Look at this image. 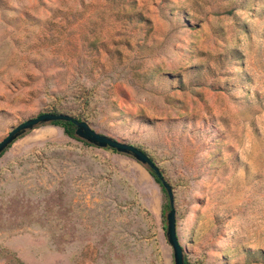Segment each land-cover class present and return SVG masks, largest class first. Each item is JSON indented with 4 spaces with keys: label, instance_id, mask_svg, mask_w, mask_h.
Segmentation results:
<instances>
[{
    "label": "rangeland",
    "instance_id": "obj_1",
    "mask_svg": "<svg viewBox=\"0 0 264 264\" xmlns=\"http://www.w3.org/2000/svg\"><path fill=\"white\" fill-rule=\"evenodd\" d=\"M43 111L152 159L185 264H264V0H0V138ZM158 181L25 129L0 153V264H173Z\"/></svg>",
    "mask_w": 264,
    "mask_h": 264
},
{
    "label": "water",
    "instance_id": "obj_2",
    "mask_svg": "<svg viewBox=\"0 0 264 264\" xmlns=\"http://www.w3.org/2000/svg\"><path fill=\"white\" fill-rule=\"evenodd\" d=\"M60 119L68 120L73 126L74 134L98 147H110L116 151L123 152L131 155L141 164L145 165L148 169L153 171V174L160 181L167 196L168 209L164 213L165 217V231L164 236L171 248L173 264H185L183 260V249L180 245L176 232H175V212L172 207V194L169 183L162 176L157 165L152 159L139 147L122 140H118L108 134L99 132L93 129L85 120L76 118L71 114L59 111H43L34 116L27 117L15 125H13L1 138H0V152L17 136L22 134L25 129L31 128L36 124L43 122Z\"/></svg>",
    "mask_w": 264,
    "mask_h": 264
},
{
    "label": "trees",
    "instance_id": "obj_3",
    "mask_svg": "<svg viewBox=\"0 0 264 264\" xmlns=\"http://www.w3.org/2000/svg\"><path fill=\"white\" fill-rule=\"evenodd\" d=\"M50 122H51V123H57V124H60L61 127H62V130H63L64 133H66L68 136H71V137H74V138H76V139H79V140L84 141L83 139L77 137V136L74 134V132H73L74 126H73V124H72L70 121H68V120L55 119V120H51ZM108 148H110V147H108ZM111 149H112V148H111ZM113 150H114V149H113ZM0 153H1V152H0ZM150 172L153 174V171H152V170H150ZM153 175H154V174H153ZM154 177H155V179L158 181V179L156 178L155 175H154ZM158 182H159V181H158ZM164 206L168 208L167 202L165 203ZM183 260H184V263H186V260H185L184 256H183Z\"/></svg>",
    "mask_w": 264,
    "mask_h": 264
}]
</instances>
